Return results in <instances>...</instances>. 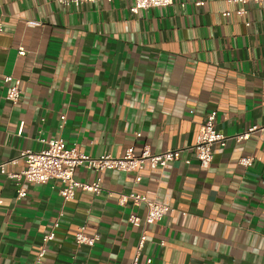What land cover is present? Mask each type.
I'll use <instances>...</instances> for the list:
<instances>
[{
	"label": "crops",
	"instance_id": "crops-1",
	"mask_svg": "<svg viewBox=\"0 0 264 264\" xmlns=\"http://www.w3.org/2000/svg\"><path fill=\"white\" fill-rule=\"evenodd\" d=\"M130 5L0 0V164L42 150L39 140L62 139L93 158L185 149L212 111L228 138L264 124V3L177 0L138 15ZM241 7L246 15L236 16ZM5 77L20 81L15 105ZM243 157L251 166L238 164ZM23 168L19 160L5 172ZM139 175L137 184L135 174L80 167L74 179H99L102 191H76L64 202L58 182L27 184L17 200L14 182L0 173V264H130L140 229L128 218L143 219L146 209L130 200L119 206L121 194L170 209L145 228L142 264H264V131L215 146L206 171L182 153ZM78 227L98 240L76 245Z\"/></svg>",
	"mask_w": 264,
	"mask_h": 264
},
{
	"label": "built area",
	"instance_id": "built-area-1",
	"mask_svg": "<svg viewBox=\"0 0 264 264\" xmlns=\"http://www.w3.org/2000/svg\"><path fill=\"white\" fill-rule=\"evenodd\" d=\"M64 5L74 4L78 6L81 2H94L96 0H57ZM120 2L130 3L129 11L133 15H138L140 11L147 9H162L174 4L177 0H118ZM227 4L235 6H243L248 3H264V0H226ZM183 5V4H182ZM201 7L204 2L198 1L194 4ZM236 16L242 17L246 15L243 7L234 11ZM231 12H224L223 17H229ZM28 27H39L40 23L29 21L26 23ZM23 51H19V55H23ZM4 81L8 84L6 100L15 105L20 100V81L11 77H5ZM216 112L212 111L205 118L201 130L196 138L195 144L177 150H167L158 154H153L147 147H144L138 154L134 153L133 148L125 150L123 156L113 157L104 155L93 158L85 155L77 150L76 147H67L62 139L56 140H39L44 148L38 152L26 151L20 154L18 159L0 164V173L6 174L9 180L14 182L16 187V198L21 200L27 196L26 185L38 184L45 185L49 182H58L60 188L59 196L64 202L72 200L76 191L91 193L95 196L102 191L100 180L96 179L92 183H81L74 179L75 171L84 167L88 171L100 174L104 171H117L125 174H135V183L141 182L140 172L147 166L150 170H163L167 165L181 160L182 153L192 156L198 163L200 170L206 171L213 162V148L215 146L225 147L228 141L234 140L240 142L248 140L250 135L255 132H263L262 126H253L247 132L228 138L219 133L215 128ZM64 119V118H61ZM23 124L20 125L22 128ZM139 137V134H137ZM21 160L24 168L19 173H6L5 167L15 165ZM184 163L190 164V159L186 158ZM238 164L242 167H249L252 164L250 157H243L238 160ZM131 201L135 208L144 207L146 214L143 219L136 215H130L128 223L137 229H140V236L136 245L135 254L130 260V264H142L141 252L144 248L147 236L145 228L161 221L163 216L170 211L168 206L149 201L140 194H121L118 197V205L124 206L127 201ZM55 227H58L56 224ZM55 238L54 231L46 234L42 238L41 245L38 247L37 258L40 260L45 254V245ZM98 240L97 237H89L85 234L84 227H78L74 236L75 244L78 246H92ZM144 264H152L151 259H146Z\"/></svg>",
	"mask_w": 264,
	"mask_h": 264
}]
</instances>
